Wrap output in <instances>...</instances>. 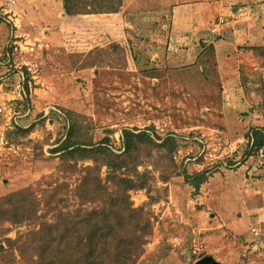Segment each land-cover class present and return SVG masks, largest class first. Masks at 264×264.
Listing matches in <instances>:
<instances>
[{"label":"rangeland","instance_id":"374dc122","mask_svg":"<svg viewBox=\"0 0 264 264\" xmlns=\"http://www.w3.org/2000/svg\"><path fill=\"white\" fill-rule=\"evenodd\" d=\"M190 5L201 33L169 50L173 10ZM0 17V199L38 205L0 222V264L35 260L41 223L101 206L80 205L93 162L53 154L70 126L72 143L116 154L124 129L176 143L139 152L149 182L129 203L151 233L136 264H264V152L246 139L264 130V0H0Z\"/></svg>","mask_w":264,"mask_h":264},{"label":"trees","instance_id":"16d2710c","mask_svg":"<svg viewBox=\"0 0 264 264\" xmlns=\"http://www.w3.org/2000/svg\"><path fill=\"white\" fill-rule=\"evenodd\" d=\"M78 133L76 127L70 126L53 154H59L62 163L93 162L92 167L83 169L80 205L97 203L101 206L90 210L78 208L72 214L58 216L55 223H41L36 236L30 240L35 244V260H26L22 252L23 264H136L151 233L150 221L142 209H133L129 203V192L145 190L149 182L147 173L137 171L139 152L142 145L173 150L176 143L171 138L157 139L161 141L157 143L149 129H124L122 152L116 154L110 149L108 139L96 145L72 143ZM246 139L250 152H264L263 129H253ZM102 167L107 170L105 184L99 177ZM206 178L203 173L189 182L197 190ZM37 210L33 198L24 191L15 192L0 199V222L17 224L30 220Z\"/></svg>","mask_w":264,"mask_h":264},{"label":"crops","instance_id":"0c3cea01","mask_svg":"<svg viewBox=\"0 0 264 264\" xmlns=\"http://www.w3.org/2000/svg\"><path fill=\"white\" fill-rule=\"evenodd\" d=\"M181 10L182 9L179 7L173 10V29H171L169 50L171 48L175 50L176 45L179 44V42L185 43L186 40L191 36H199L202 30V27H200L202 25L200 8L190 5L189 7H185L184 11ZM196 21H199V28L193 23ZM230 44H232V42H230ZM215 46L216 45L214 44V51L216 52V55L218 54L217 57L219 56L223 58V56L218 53V50L216 51L217 48ZM218 59L220 60V58Z\"/></svg>","mask_w":264,"mask_h":264},{"label":"water","instance_id":"95a60500","mask_svg":"<svg viewBox=\"0 0 264 264\" xmlns=\"http://www.w3.org/2000/svg\"><path fill=\"white\" fill-rule=\"evenodd\" d=\"M195 264H221V263L215 261L212 257L207 256L198 260Z\"/></svg>","mask_w":264,"mask_h":264},{"label":"built area","instance_id":"2783aa9c","mask_svg":"<svg viewBox=\"0 0 264 264\" xmlns=\"http://www.w3.org/2000/svg\"><path fill=\"white\" fill-rule=\"evenodd\" d=\"M10 2H11V1H10ZM11 3H13V1H12ZM218 24H219V25L223 24V21H222V20L219 21ZM212 31H214V30H212ZM252 232H253V234H254L255 236L257 235V232H256L255 230H252Z\"/></svg>","mask_w":264,"mask_h":264}]
</instances>
